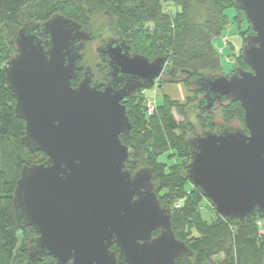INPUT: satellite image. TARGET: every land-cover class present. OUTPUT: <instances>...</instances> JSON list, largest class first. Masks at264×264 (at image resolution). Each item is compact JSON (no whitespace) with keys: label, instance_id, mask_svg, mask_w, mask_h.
Listing matches in <instances>:
<instances>
[{"label":"water","instance_id":"obj_1","mask_svg":"<svg viewBox=\"0 0 264 264\" xmlns=\"http://www.w3.org/2000/svg\"><path fill=\"white\" fill-rule=\"evenodd\" d=\"M234 4L253 31L241 51L250 70L200 73L190 86L203 94L190 109L208 114L238 102L246 132L218 124L189 138L186 173L220 217L250 219L264 214V0ZM114 35L97 49L110 76L103 91L90 85L91 67L78 65L86 43L101 34L61 14L20 27L15 54L3 66L15 115L25 123L21 142L46 157L23 166L12 195L17 226L36 233L28 242L35 263L52 257L54 264H175L192 256L174 236L151 169L124 168L129 154L120 140L131 130L124 97L158 78L190 73L167 68L163 57L129 54L121 34ZM79 71L84 76L72 87Z\"/></svg>","mask_w":264,"mask_h":264},{"label":"trees","instance_id":"obj_2","mask_svg":"<svg viewBox=\"0 0 264 264\" xmlns=\"http://www.w3.org/2000/svg\"><path fill=\"white\" fill-rule=\"evenodd\" d=\"M94 1L0 0V25L3 27L0 29V264L55 262L52 257L37 263L30 260L28 242L36 233L31 227L19 229L15 220L12 195L16 180L23 166L42 163L46 157L42 152H30L21 142L25 135V123L15 115V98L6 85L3 66L15 54L14 39L18 29L24 24L43 22L55 14H61L79 23L84 14L83 6L92 5L91 2ZM95 5L114 22V34H121L131 51L149 60L163 57L167 68L190 73L189 77L184 74L183 78L171 79L168 75L157 81L176 83L181 79L189 80L193 98L186 110L194 112L199 121L193 128L194 134L187 133L185 139H180L176 134L178 123L171 109L174 108L178 115H183L180 106L174 103L159 105L156 98V108L152 115H148L144 102L140 104L142 99L135 95L129 100L132 107L125 106L131 130L127 135H120L121 142L128 150L132 149L137 157L145 156L146 166L143 167L151 169L153 184L155 179L157 181L155 184L158 189L155 192L160 206L170 209L174 236L183 241L178 230L196 215V206H199L204 196L191 184L186 173L188 164L182 170L187 183H181L180 175L175 177L170 172L177 164L173 162L168 166L165 162L163 166L168 170L163 169L157 173L156 159L162 155L172 157L173 154L178 161L190 159L187 140L203 131H212V128L218 125L215 117L219 115L223 125L237 122L246 132L243 123L244 112L238 102H226L217 111L208 114H198L190 109L203 94L191 88V81L202 72L220 73V50L214 46V39L219 37L229 24L237 21L238 15H243L244 21H247L245 13L235 7L234 0H99V5L98 2ZM231 8L234 9L232 20L226 14ZM156 27L159 29L157 33ZM236 57L239 58L237 61L246 65L242 57ZM38 155H42L43 159L37 161ZM131 159L128 157L124 167L129 172L134 171L128 168V165L134 162ZM175 194L184 197L183 203L181 199L175 201H180L178 208L172 204L176 198ZM207 203L209 206L206 207L214 213L215 220L210 223L202 220V226L198 227L199 234L189 241H183L192 256H181L175 264H203L218 255L224 256L220 264H264V234L262 236L259 231L264 214L255 211L250 219L222 218L215 212L211 203ZM24 231L29 233V237L24 249L17 253L19 236ZM111 249L117 251V246L114 245Z\"/></svg>","mask_w":264,"mask_h":264},{"label":"rangeland","instance_id":"obj_3","mask_svg":"<svg viewBox=\"0 0 264 264\" xmlns=\"http://www.w3.org/2000/svg\"><path fill=\"white\" fill-rule=\"evenodd\" d=\"M93 1V0H92ZM99 0H95L94 3L91 2L93 5H86L83 6L84 14L81 16L80 24L83 28L89 29L93 32L100 33L102 37L105 39L115 36L114 35V22L109 19L104 12L97 9L95 3ZM234 13V9L231 8L226 11V14L229 16V19L232 18ZM237 21H234V23H231L228 25V27L221 33V35L214 39L213 44L214 46L220 50V74L224 76H228L232 74L237 68H241L243 70L249 71V67L245 65L242 62L237 61L239 58L236 57V55H239L241 57L242 48L245 44V38L246 36L253 34V31L250 29L249 24L247 21H244L243 15L237 16ZM232 20V19H231ZM149 27H154L152 24H147ZM0 29H3L2 25H0ZM159 29L156 27L155 33H157ZM243 37V41H242ZM228 39L230 40V44H228ZM241 49V50H240ZM238 52H240L238 54ZM151 60V59H150ZM8 61V60H7ZM82 64L91 67L92 71L96 75H104V67L100 63L97 55H96V43L90 42L86 45V48L84 50V58L82 60ZM218 74V73H217ZM155 94V97L157 98V101L159 102V105L165 104L168 105L169 103L175 104L176 106H180L183 109V115H178L174 108L171 109V113L176 121L178 123V129L176 130V134L180 139H185L187 137V133L194 134V126H196L199 121L198 117L195 115L194 112H188L186 110V107L190 101L193 98L192 92L189 89V80L181 79L176 83H169L165 82L164 80L157 81L153 85V87L149 88L148 91H151ZM149 93V92H148ZM189 98V99H188ZM141 102H144L145 106V96L142 95L140 97ZM168 99V100H167ZM189 100V102H187ZM130 104V101L127 102V107ZM132 104V103H131ZM133 105V104H132ZM132 106L129 105V108ZM145 111L147 113V110L145 108ZM217 111V110H216ZM148 114V113H147ZM215 122L217 124H222L221 117H215ZM231 125L235 128H240L239 123L233 122ZM216 130V125L212 128V132ZM129 157H131V160H134L131 164L128 165V168L131 170H138L142 168L143 166H146L144 164L145 156L138 155V157L135 155L134 151L132 149L128 150ZM170 157V156H169ZM167 158L166 155H162L157 157V164L155 165V168L157 169V173L161 170L166 169L163 164L166 162L167 165L177 164L176 167H174L173 170H170L171 174L175 177H178L180 175V182L181 183H187V179L184 177V174L182 173V170L185 169V166L190 163V159H183L178 161L177 157L173 154L172 157ZM43 156L38 155L36 157V160H42ZM182 173V174H181ZM183 175V176H181ZM156 179L154 180V188L155 191L158 189V185L155 184ZM194 194V193H193ZM193 194L190 196L192 197ZM175 200L172 202L173 205H176L177 200L181 199V203L184 201V197H182L181 194H175ZM201 198V197H199ZM207 202H210L206 197L201 198V202L199 206H196V215L191 217V221L186 222L183 227H180L178 230L180 234V238L185 241H189L191 238L197 236L199 234L198 227L202 226V220H206V222L210 223L211 221L215 220L214 213L207 209L206 206H209ZM197 204V203H196ZM201 216V217H200ZM260 234L263 236L264 234V218L262 219V227ZM29 237V233L24 231L19 236L18 241V247L16 252L19 253L24 249V246L26 245V241ZM261 237V236H260ZM224 259L223 255H218L213 258H211L210 261H205L203 264H220L222 260Z\"/></svg>","mask_w":264,"mask_h":264},{"label":"flooded vegetation","instance_id":"obj_4","mask_svg":"<svg viewBox=\"0 0 264 264\" xmlns=\"http://www.w3.org/2000/svg\"><path fill=\"white\" fill-rule=\"evenodd\" d=\"M117 37L116 36H112V37H109V38H107V39H105L104 37H102L101 36V38H99V39H96V40H92V41H90V42H94V43H96V55H97V57H98V59H99V61H100V57H99V54L97 53V49L98 48H100V47H102V46H104L105 45V43L109 40V39H116ZM90 42H88V43H90ZM126 42V41H125ZM88 43H86V45L88 44ZM127 44V43H126ZM128 45V44H127ZM86 48V47H85ZM129 54H133L134 52L133 51H131L130 50V48H129ZM83 58H84V56H83ZM83 58L82 59H80L79 61H78V65H81V66H86V65H83L82 64V60H83ZM100 63L103 65V67L105 68L104 69V71H105V74L104 75H96L93 71V76H92V79H91V82H90V85L91 86H96L97 87V89L98 90H104L105 89V87L108 85V83H109V79H110V76H109V74L107 73V67L100 61ZM83 76H84V72L83 71H79V73H78V75H77V78L76 79H74V80H72L71 81V85H72V87H76L77 85H78V83L82 80V78H83ZM183 76H184V74H180V73H172V74H170V77H171V79H180V78H183ZM176 77H179V78H176ZM159 79V78H158ZM158 79H156L155 80V82H154V84L155 83H157V80ZM118 84V87L119 88H122L123 87V84L122 83H120V82H118L117 83ZM145 88H139L138 90H136L135 91V93L134 94H132L131 96H128V97H124L122 100H121V103L122 104H124L125 106L127 105V102L130 100V98L132 97V96H138V97H142V95H143V90H144ZM228 126H232L231 124L230 125H228ZM192 138V137H191ZM190 161H191V159H190ZM136 171V170H135ZM134 172V171H133ZM133 172H130V173H133ZM152 183H153V181H152ZM154 185V184H153ZM155 191V190H154ZM156 193V192H155ZM157 196V195H156ZM158 198V197H157ZM158 200H159V198H158ZM158 233H159V231L157 230V231H155V232H153V234H152V237H155V236H157L158 235ZM115 245V244H114ZM113 245V246H114ZM112 246V247H113ZM117 246V245H116ZM111 247V248H112ZM114 251V250H113ZM116 254H118V247H117V251H114Z\"/></svg>","mask_w":264,"mask_h":264},{"label":"built area","instance_id":"obj_5","mask_svg":"<svg viewBox=\"0 0 264 264\" xmlns=\"http://www.w3.org/2000/svg\"><path fill=\"white\" fill-rule=\"evenodd\" d=\"M151 87H153V85ZM149 88H145L143 90V95L145 96V108L147 110V113L148 115H152V113L156 108V97L155 94L152 92V90L148 91ZM179 206H180V201L176 203L175 207L178 208ZM258 225L260 226V222H258Z\"/></svg>","mask_w":264,"mask_h":264},{"label":"crops","instance_id":"obj_6","mask_svg":"<svg viewBox=\"0 0 264 264\" xmlns=\"http://www.w3.org/2000/svg\"><path fill=\"white\" fill-rule=\"evenodd\" d=\"M228 44H230V40L228 39Z\"/></svg>","mask_w":264,"mask_h":264}]
</instances>
